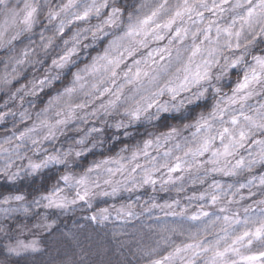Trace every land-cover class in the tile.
Here are the masks:
<instances>
[{
  "label": "clouds",
  "instance_id": "1",
  "mask_svg": "<svg viewBox=\"0 0 264 264\" xmlns=\"http://www.w3.org/2000/svg\"><path fill=\"white\" fill-rule=\"evenodd\" d=\"M0 264H264V0H0Z\"/></svg>",
  "mask_w": 264,
  "mask_h": 264
},
{
  "label": "snow or ice",
  "instance_id": "2",
  "mask_svg": "<svg viewBox=\"0 0 264 264\" xmlns=\"http://www.w3.org/2000/svg\"><path fill=\"white\" fill-rule=\"evenodd\" d=\"M252 259H254V258H252Z\"/></svg>",
  "mask_w": 264,
  "mask_h": 264
}]
</instances>
